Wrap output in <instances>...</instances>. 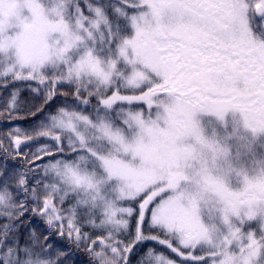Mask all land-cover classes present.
<instances>
[{
    "label": "rangeland",
    "instance_id": "374dc122",
    "mask_svg": "<svg viewBox=\"0 0 264 264\" xmlns=\"http://www.w3.org/2000/svg\"><path fill=\"white\" fill-rule=\"evenodd\" d=\"M257 2L216 0L217 23L163 0H0V202L10 214L0 224L3 264H15L18 249L20 264L73 263L56 237L75 219L63 205L75 189L77 208L98 218L97 205H112V193L137 199L156 188L168 196L152 222L176 232L194 264H264V240L250 250L241 241L245 226L264 237ZM187 25L208 28L214 48L244 56L197 108L165 99L173 66L166 88L186 100L173 82L189 66L174 62L175 47L165 50L168 36L150 38Z\"/></svg>",
    "mask_w": 264,
    "mask_h": 264
},
{
    "label": "trees",
    "instance_id": "16d2710c",
    "mask_svg": "<svg viewBox=\"0 0 264 264\" xmlns=\"http://www.w3.org/2000/svg\"><path fill=\"white\" fill-rule=\"evenodd\" d=\"M243 57L237 53L236 64H242L240 59ZM258 64L260 65L259 62ZM90 104H93V99ZM117 104L122 105L119 102ZM156 190L157 188L142 191L137 199L121 198L118 201L112 193V205H97L96 208L102 212L98 218L96 212L85 215L82 209L77 208V194L82 199L80 191L75 189L72 193H65L63 205L73 212L75 219L56 239L73 254L72 264H194V260L190 261V256L187 255L190 248L188 250L179 245L180 239L176 232L167 233L164 227L152 222L159 203L168 196V192L155 196ZM9 216L0 202V224L8 221ZM106 216L114 218L106 219ZM100 217L104 220L101 221ZM249 228L258 231V225L254 226V223ZM249 231L251 230L245 226L241 237L248 250L253 248L257 239L259 242L264 240V237L251 235ZM18 250L15 264H20V254H23ZM190 252L193 255L196 253L195 258L200 254L196 249ZM196 262L206 264L207 260ZM0 264H3L1 258Z\"/></svg>",
    "mask_w": 264,
    "mask_h": 264
},
{
    "label": "flooded vegetation",
    "instance_id": "af4514ba",
    "mask_svg": "<svg viewBox=\"0 0 264 264\" xmlns=\"http://www.w3.org/2000/svg\"><path fill=\"white\" fill-rule=\"evenodd\" d=\"M165 5L170 4L171 2L179 3L180 6H186L189 11L199 13L205 17V21L207 22H217L218 23V15L215 12V8L218 4H216V0L214 3L208 1V4L205 5L204 3L207 0H163ZM197 1V5H191L192 2ZM153 2V0H152ZM210 11H209V9ZM264 8V0H258L257 6L254 10V15L257 22L260 24L261 28L264 29V18H262V11ZM206 12V13H202ZM228 16H226L227 18ZM217 20V21H216ZM190 25H192L190 23ZM219 26V25H218ZM208 28H201V29H191L189 25H187L183 30L174 31L171 28L167 34L163 36H154L150 35L151 40H157L161 42V40H165L169 37L168 43L169 45H165V50L169 53L172 52L169 49L170 46H173L178 51V55L175 58L176 60L180 61L181 59H185V64L189 66V68L179 72V80H175L173 84H178L179 86L183 87L184 89H191L195 95H199L198 93H203L206 90H212L215 87V82L218 79L225 80V78L218 73H221L219 70V63H218V51L216 48L209 49L211 44L215 42L214 39L210 40V34L208 33ZM208 33V34H207ZM203 34H207L206 37H203ZM166 36H168L166 38ZM174 37V40H171ZM180 39L179 43H175V39ZM203 40V41H202ZM202 44H209V47H204V49H200ZM192 50H198L199 52H195L193 56L191 54ZM176 53V52H175ZM208 53V54H207ZM228 55H230L228 53ZM233 69L229 65H227V72ZM224 70V68L222 69ZM170 72H172L170 70ZM169 73V72H168ZM172 73L167 74L168 78L171 76ZM221 77V78H220ZM171 80V79H170ZM172 81V80H171ZM169 82V80H166ZM171 83V82H169ZM194 87V88H193ZM195 103L197 102L194 100ZM186 100L181 102L182 105H185ZM180 104V105H181Z\"/></svg>",
    "mask_w": 264,
    "mask_h": 264
}]
</instances>
